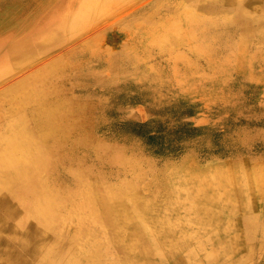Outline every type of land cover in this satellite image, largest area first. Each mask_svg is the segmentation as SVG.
I'll return each instance as SVG.
<instances>
[{"label":"rangeland","instance_id":"374dc122","mask_svg":"<svg viewBox=\"0 0 264 264\" xmlns=\"http://www.w3.org/2000/svg\"><path fill=\"white\" fill-rule=\"evenodd\" d=\"M68 1L0 0L1 145L11 128L27 127L34 136L43 131L40 114L48 104L63 124L43 147L46 167L16 177L10 192H0V236L7 240L0 264L21 249V240L33 244V225L17 220L33 198L25 186L38 181L58 191L64 210L94 208L101 232L116 244L112 254L123 264H174L181 257L179 251L158 252L156 242L171 237L156 240L149 232L148 224H159L157 213L165 225L175 221L177 238H186L188 230L177 221L180 214L203 239L221 221L230 222L227 232L218 231L186 264H206L205 254L223 246L225 234L244 236L247 215L264 227V0H234L223 9L219 2L209 8L211 0H121L84 20L74 18ZM21 40L33 48L17 60L8 47ZM195 173L208 182L220 174L214 184L233 178L213 193V208L222 202L228 208L220 223L184 218L182 194L199 184ZM257 174L261 187H255ZM235 185L240 195L233 193ZM227 191L232 193L224 197ZM121 208L139 212L138 221L119 223L121 214L111 211ZM115 221L129 243L141 228L146 254L117 246ZM76 228L69 220L41 241L63 255ZM252 234L237 255L246 254L244 245L262 244L248 264H264V237ZM196 239L192 245L201 243ZM31 248L16 260L31 264Z\"/></svg>","mask_w":264,"mask_h":264},{"label":"bare ground","instance_id":"6f19581e","mask_svg":"<svg viewBox=\"0 0 264 264\" xmlns=\"http://www.w3.org/2000/svg\"><path fill=\"white\" fill-rule=\"evenodd\" d=\"M120 2L121 0H70L68 1L67 7L69 10L72 11L71 13L73 14L74 18L84 20L85 18H94L101 11L103 12L111 6L117 8ZM217 2L223 4V9L227 6L232 5L234 3V0H211L208 7L214 9V6L215 4H217ZM60 8L61 7H59V9ZM59 15L61 16V14ZM59 19L61 18L59 17ZM8 48L14 50V54H17V60H20V58H24L28 53L32 52L33 46H31L28 40H21L11 43ZM37 104L38 103H36V105ZM48 107L49 104L48 106L42 108L43 111L40 109L42 111V114L40 115H42L41 122L43 124L40 127H43L45 125L44 128H46L43 131H39L37 136L32 135L27 129V127L22 126L19 128L9 129L3 139L4 145L2 146L0 142V192L4 190L10 192L11 189H13L16 177L20 175L28 176L35 170L46 167L45 159L47 154L44 155V148L47 147L51 141H55L56 133L63 125H59L60 114L57 113V109H52V106H50L51 108ZM34 109H37V107ZM40 110L38 112L41 113ZM16 112L17 110L15 109L12 113L13 115L15 114V116H18V113ZM32 116L35 117V115L33 114ZM217 172L220 173V171ZM200 174L202 173L194 174V178L197 179L199 184L194 185L193 188L188 191L185 190L187 192L186 194H182V204L184 205V207L186 206V208H182V210H184V212L188 214L184 218L194 220L193 223L205 224V221H218L220 223V217H222L225 210H227L228 208L225 205L226 203L224 204L222 202L217 204V209H214L213 205L217 201V198L214 197L213 193L219 188L225 189L227 180L232 181L233 178H226L224 180L221 179L219 180V182L214 184L213 179L218 177L220 174L216 176L215 173L210 176L211 179L209 182L207 180L201 179L199 176ZM259 175L261 174H257L256 176L253 175V177H255V187H261L260 182L258 180L260 179ZM188 178L192 179L191 176ZM44 183L45 182L43 181H38L32 182L31 184L25 186L26 194H28L29 197L33 196V198L30 197L31 201L25 200L27 201V203L24 202L25 208H23V211L21 212L17 220L18 224L22 225L23 227H26L27 223L33 225V244L29 243L26 240H21L22 246L20 247L22 250L18 249L14 252L7 253V256H11L6 258V260H3L1 264H24L16 260L15 256H22L21 254H19V251H28L30 249V245L33 248V254L31 255L33 260L28 262H30L31 264H123L116 259L115 255H113L114 253L112 254L113 246H116V244H113L112 241H109L110 239L108 240L105 235L101 232V224L100 222L98 223L96 210L94 208H75L74 210L72 209L70 212L69 210H64L60 206L61 201L58 191L52 189L50 186H48L46 189ZM232 190L233 193H235L236 195H240V189L236 185ZM179 191L175 193L176 196L181 194ZM231 193H228L227 191V195L224 197L230 196ZM84 197L85 200L88 202V195H84ZM181 200H177V202H181ZM125 209L121 208L117 211H111L112 213L118 212L121 214L122 217H120L121 221H119V223L124 222V225H132L134 221H138V214H140L139 212L136 211L137 213L133 214L127 212ZM157 214H155V219L159 221V224H155L152 226L148 224L147 228L149 232L153 234V237L156 240L158 239L160 234H167L166 236L171 237L170 242L165 239L156 242V244L159 253L167 251V254L171 255L176 251L181 252V257L177 261H175L174 264H186L191 259H195L199 250L203 249L204 244H211L209 240L213 238L215 234H218V231H222V233H225L231 227L230 222H226L223 220L221 221V224H219V228H217V231H215L216 233L210 232L208 235H206L205 239H203L202 237L198 236L199 231L197 228H192L189 230V226L191 225L190 221H185L184 219H181L182 214H180L177 218V221L188 225V230L186 233V238H182V235L180 236V238H177L179 234L176 235V229L174 232L173 228L175 221L172 223L169 221L165 225L166 221L161 220L162 218L159 217ZM69 220H73L76 223L77 233H75V235L70 239L72 248L69 249V251L66 250V254H64V252H66L64 251L63 256L58 252L57 248L50 246L46 240H41L44 239V236H46L47 231L49 230L57 231L58 229H60L58 231H62L64 226L66 225V222H68ZM115 222L119 226L117 229L119 230V232H121L119 235V243H117V246L120 247V245H122L125 251L131 253L134 252V254L137 255L146 254L149 247L145 245L143 240H141V228L140 230L139 227L135 228L132 233V235L134 234V238L131 243H129V241H127L126 234H124V230H122L124 226L119 224L117 221ZM244 222L249 224V231L244 233V236L243 234H237L233 237H230V235L225 234L228 237V240L224 243V245L218 248L212 245L215 247L214 250L205 254L203 260L204 262H206V264H222L219 260H223L224 258L232 256L234 257H232V259L229 260L226 264H248L249 259L252 255H254L255 250L262 249V244H258L256 246L244 245L246 254H242L240 256L237 255L240 250L239 244H243L246 239L251 240L252 238V240H254L255 235L252 234V231H254L255 233H259L260 236L264 237V227H256L259 225L255 224L254 215L245 216ZM134 226H136V224ZM163 227L166 228L164 229ZM25 229L27 230L28 228ZM84 234L86 237L84 239H81ZM27 236H30V234L28 233ZM196 238H199L200 240L198 241H201V243H196L195 245H192L193 242H191V240H197ZM1 241L5 244V246L0 247V252L6 251V238H2L0 236V242ZM35 243H37L38 245ZM193 264H202V262L196 261Z\"/></svg>","mask_w":264,"mask_h":264}]
</instances>
